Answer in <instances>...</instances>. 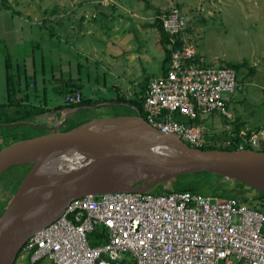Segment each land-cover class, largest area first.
<instances>
[{
	"label": "built area",
	"instance_id": "1",
	"mask_svg": "<svg viewBox=\"0 0 264 264\" xmlns=\"http://www.w3.org/2000/svg\"><path fill=\"white\" fill-rule=\"evenodd\" d=\"M162 21L171 38V60L165 74L148 84L144 118L193 148L217 146L208 140L213 132L204 117L217 114L234 122L230 105L243 86L231 67L192 63L197 51L186 39L181 9L173 8ZM82 100L80 91L63 97L66 106ZM230 145L227 140L222 146ZM248 145L264 150V128L253 132L239 150ZM259 205L257 209L238 198L191 192L75 199L59 219L26 242L15 264H264V200ZM94 233L99 236L96 246L90 241Z\"/></svg>",
	"mask_w": 264,
	"mask_h": 264
},
{
	"label": "rangeland",
	"instance_id": "2",
	"mask_svg": "<svg viewBox=\"0 0 264 264\" xmlns=\"http://www.w3.org/2000/svg\"><path fill=\"white\" fill-rule=\"evenodd\" d=\"M1 1L0 104L7 101L8 56L12 58L14 70L12 72L16 76H21L23 90L28 88L27 90H35L34 92L38 91L42 95L43 89L48 87L50 109L62 105L63 101V97L54 93L53 88L58 86L55 82L57 80L67 82L72 77L82 78L88 96H100V93L96 94L97 90L102 88L100 92L104 91L103 84L106 83L115 97L117 95L129 97L127 92L131 88L130 99L140 98L147 78L163 76L165 65V48L160 39L158 40L157 30H151L144 25H154L157 9L166 13L180 7L187 20L186 39L194 45L202 66L238 65L247 62L246 67L236 72L243 91L233 95L230 113L235 120L243 122L248 130L264 128V0H148L150 7L141 0H103L102 3H97L98 0H8V7ZM93 8L107 16H123L124 20L130 21L132 25L134 19L139 20L143 30L132 26L131 32L127 31L125 35L120 36L119 40L122 42H118L112 36L116 44L108 40L102 41V30L115 34L114 25L123 28L126 26L112 23L105 17L96 23L90 20L92 28L90 33L88 26L80 20L77 22L76 30L71 31L66 14L85 17ZM54 14H57L60 20L55 19L52 16ZM46 18L49 25L42 28L37 25ZM57 21L65 23L57 25ZM99 26L103 29H97ZM53 28L57 32L55 36L51 32ZM122 31L123 29H120L119 33ZM58 34L62 37H57ZM124 41L139 50V60L134 62L130 60L132 51H129V54L119 53ZM42 65L46 67L44 76L41 75ZM252 69L255 72L250 74ZM116 89H119V92ZM23 95L20 93L14 99H19ZM135 114L131 108L119 105L91 110L83 119ZM47 117L40 116L36 121L44 122ZM80 118L82 120V117ZM204 119L211 130L210 133L213 132L208 136V140L222 146L227 141L224 134L227 130L224 119L217 114L206 115ZM71 123L70 120L62 129L68 128ZM51 124L53 123H47ZM231 127L229 129H232ZM17 168L20 169L21 166H16L14 168L16 171L12 169L0 176V203H7L13 197V179L19 171ZM233 186L238 197L250 199L255 195L246 187ZM163 189H165L163 185H157L150 192L162 194ZM203 196L208 195L206 193ZM252 202L253 205H257V201ZM40 264L52 262L45 260Z\"/></svg>",
	"mask_w": 264,
	"mask_h": 264
},
{
	"label": "water",
	"instance_id": "3",
	"mask_svg": "<svg viewBox=\"0 0 264 264\" xmlns=\"http://www.w3.org/2000/svg\"><path fill=\"white\" fill-rule=\"evenodd\" d=\"M119 105L136 114L89 118L61 131L82 111ZM68 111L48 134L0 150V176L16 166H32L0 217V264H15L26 242L75 199L149 193L180 175L205 173L244 184L255 193L250 199L264 194L263 151L193 148L151 126L129 104L106 102Z\"/></svg>",
	"mask_w": 264,
	"mask_h": 264
},
{
	"label": "trees",
	"instance_id": "4",
	"mask_svg": "<svg viewBox=\"0 0 264 264\" xmlns=\"http://www.w3.org/2000/svg\"><path fill=\"white\" fill-rule=\"evenodd\" d=\"M141 1H144L146 5H148V7L151 6L148 0H141ZM1 2L4 4V6L8 7L7 0H2ZM178 8L180 9V7ZM169 12L170 11L163 13L161 9H157L156 10L157 18L153 25L154 27L158 29L161 35L162 45L165 48H167V46L171 44V38L166 33L163 27L162 17L165 14H168ZM43 22L44 23L47 22V19L43 20ZM43 27H46V26H43ZM51 32H53V30H51ZM180 46L181 45L178 43L174 46V48L180 47ZM171 53L172 52L169 49H166V56H165V61H164V64H165L164 74L166 72V66L171 60ZM192 63L195 64L196 66H202L200 64V60L198 57H195ZM246 63L247 62L238 64V65L227 64L225 66L231 67L237 72V71H240L242 68L246 67ZM6 64H7L6 65L7 66L6 67L7 68L6 70L7 101L3 104H0V128L3 132L11 133V136L8 138H10V141L12 142L13 141L17 142L21 140H29V139H33V138L48 134L50 131L46 129L47 125H41V124L32 125V124L36 121L37 117L46 115L47 113H50L53 110L66 111L67 109H69L72 111L74 109H77L83 106L88 107V106L97 105L101 103L111 102V103L129 104L131 106H134L138 108L141 111L143 117L146 118V115L144 113V102H145V93H146L148 84L150 82V80L148 79L143 84L141 96L138 99H128L121 95H119L116 98H110V99L98 98V97L94 98L86 94L85 86H84V83L81 77L71 78L67 82H62L61 80L60 81L57 80L55 83L58 84V86H55L53 88L56 96L64 97L65 95L69 93L80 91L83 94V100L77 106L58 105L54 109L53 108L50 109L48 108L50 104V100L47 95L48 87H45L43 89L42 95H40L41 93L37 91L38 88H36V91L38 93L34 92L35 90L29 91L27 90L28 88L27 89L25 88V90H23L21 87L22 86L21 76L20 75L16 76L13 73L14 72V70H12L13 63H12V59L9 56L7 57ZM254 72L255 70L252 69L250 74L251 73L253 74ZM20 93H23L24 95L19 99H14V97ZM89 112L90 110L82 111L78 113L76 116H74L73 118L69 119L66 122V124L71 120L72 121L71 125H69L68 128L61 129V131H68V130H71L85 123L87 120L83 118H85L84 116ZM62 117H63V114H60L58 117H55V119L52 122H55ZM80 117H82V120ZM22 123L24 124L28 123L30 125H23ZM225 123L226 125H230V126L232 125L233 127L231 130L224 132L226 136V140H230L231 145L227 147H223L220 145L212 146L211 144H209L207 146H204L203 148H200L201 150H204V151L206 150L237 151L239 150V145L241 143H244L246 139H249L253 133V131H248L246 136L243 137L241 135V132L243 131V127L245 124L237 119L234 122L225 121ZM23 130L27 131V134L19 135L17 137L18 134H16V132L23 131ZM214 136L213 138H215ZM9 144H11V142L4 144V146H0V150ZM245 149L246 150H256L252 148L250 145H248ZM259 151L264 152V150H259ZM14 168L15 167L9 170L13 169L14 171H16V169ZM21 168L22 170H20ZM21 168L20 169L17 168V171L19 170L20 172L19 171L16 172L14 179H13L14 194L17 192L22 180L29 173L32 166L23 165L21 166ZM160 185H163V187H165V189H163L164 192H162V194L156 193L153 195H163V194H169V193H174V192H191V193L201 194V195L207 193L208 196L217 197V198H220L221 200L238 198L246 203L249 202L250 204L253 203L252 201H257V205H253V204L251 205L252 207L257 208V209L261 208L259 205V201L264 200V194L262 193H260L257 197L253 199L238 197L235 193V189L233 185L237 187H245L244 184L237 183L235 181H226L221 176H215L209 173L180 175L174 178L172 181L165 183V184H160ZM149 193L152 194L151 192ZM11 200L12 198H10L7 203H3V202L0 203V217L3 215L5 208L10 204ZM98 240H99V236L97 234L94 233L91 235L90 241H91L92 246L98 245V242H99Z\"/></svg>",
	"mask_w": 264,
	"mask_h": 264
},
{
	"label": "crops",
	"instance_id": "5",
	"mask_svg": "<svg viewBox=\"0 0 264 264\" xmlns=\"http://www.w3.org/2000/svg\"><path fill=\"white\" fill-rule=\"evenodd\" d=\"M97 3H99V2H103V0H98V1H96ZM91 13V14H90ZM88 14V15H87ZM90 14V15H89ZM52 16H54V18L55 19H57V20H60V19H58V15L57 14H54V15H52ZM57 16V17H56ZM91 16V17H90ZM66 17L68 18V19H66V20H68L70 23H69V26L72 28L71 29V31H75L76 29V25H77V22L80 20V22L81 23H85L86 24V26H88L87 27V29H88V33H90L91 31H92V28H91V25L89 24V22H90V20H92V22L93 23H96V22H98L99 21V19L100 18H102V17H105V18H108V20H110L112 23L113 22H116V24L117 25H119V24H125V28H123V27H120V26H115L114 25V27H113V30H115V34H109V33H107V30H102L103 29V27L101 26H99L100 28H97V29H101L102 30V35H101V37H102V41H106V40H108L109 42H111L112 44H116V43H114V41L115 40H112V36H114L113 38H115L118 42H122V40H119V38H120V36H123V35H125L126 34V32L127 31H129V32H131V27L132 26H135L136 27V29H138V30H143L141 27L143 26L142 25V23L139 21V20H135L134 19V21L132 22L133 23V25L130 23V21H125L124 19L125 18H123V16H119V17H115V16H107V15H105V13H103V12H101V13H98V12H96V8H93L92 9V11L91 12H87L86 13V15H85V17L84 16H82L81 17V15H73L72 16V14H66ZM91 18V19H90ZM47 19V18H46ZM35 20H37V18H35ZM51 20V19H50ZM88 22V23H87ZM64 21L62 22V21H57V25H61V24H63L64 25ZM32 24H33V22H32ZM34 24H36V23H34ZM37 25L38 26H41V28L43 27V26H47V25H49V23L48 22H43V20H42V22H38L37 23ZM60 27V26H59ZM144 27H148L149 29H151V30H157V33H158V35H159V37H158V40L160 39V42H161V44H162V41H161V35H160V33H159V31H158V29L156 28V27H154L153 25H144ZM54 30H53V35L55 36L56 34H57V32H56V30H55V28H53ZM120 29H123V31L122 32H120L119 33V30ZM60 31V30H59ZM147 31H149V30H147ZM104 32V33H103ZM57 37H59V38H61L62 36H60L59 34L57 35ZM128 42H126V41H124V45H123V47L121 46V49L123 50V52H122V50H119V53H128L129 54V51H132V54L129 56L130 57V60L131 61H137V60H139L140 59V52H139V50H137V48L136 47H131V44L129 43V44H127ZM164 47V46H163ZM165 48V47H164ZM166 49H168V48H165V56H166ZM103 50V49H102ZM11 58V57H10ZM12 59V58H11ZM6 60H7V58H6ZM100 60V59H99ZM42 61H44L43 59H42ZM164 61H165V59H164ZM25 67H27V66H25ZM46 67L44 66V65H42V76H44V74H45V72H44V69H45ZM26 69V68H25ZM164 69H165V66H164ZM145 73V72H144ZM163 73H164V71H163ZM73 78V77H72ZM148 80H152V79H155L154 77H149V78H147ZM69 80H70V78H69ZM104 86H103V88L105 89L104 91H101L100 92V90L102 89V88H100V89H98L97 90V93L96 94H101L100 96H91V97H94V98H108L109 99V97L110 98H116V97H118L119 95H117L116 97H115V95H113V92H111V90H110V88H109V86H107V84L106 83H104L103 84ZM130 90H129V92H127L128 94H129V97H127L128 99H130V97H131V95H132V93H131V88H129ZM96 90V89H95ZM95 90H93V91H95ZM116 91L117 92H119V89H116ZM102 92L104 93V94H102ZM108 93V94H107ZM121 106H123V105H121ZM67 112H69L68 110H66V111H61V113L63 114V117L64 116H66L65 114L67 113ZM60 113V114H61ZM59 114V115H60ZM87 114H90V112L89 113H87ZM58 115V116H59ZM58 116H52L51 118H48L47 117V120H45L44 122H41V123H38L37 121H35L32 125H39V124H41V125H47V123H51L54 119H55V117H58ZM62 117V118H63ZM62 118H60V120L62 119ZM227 127H226V131H229V130H231V129H229L230 128V125L228 126V125H226ZM232 126V125H231ZM231 128H233V127H231ZM257 130H259V129H257ZM257 130H248V129H246V126L244 125V127H243V132H248V131H253V132H255V131H257Z\"/></svg>",
	"mask_w": 264,
	"mask_h": 264
},
{
	"label": "flooded vegetation",
	"instance_id": "6",
	"mask_svg": "<svg viewBox=\"0 0 264 264\" xmlns=\"http://www.w3.org/2000/svg\"><path fill=\"white\" fill-rule=\"evenodd\" d=\"M62 105H65L64 103H63V101H62ZM66 106V105H65ZM67 110H69V109H67ZM61 113V111H59V110H53V111H51L50 113H47V114H49V115H45V116H48L49 118H51L52 116H58L59 114ZM62 114V113H61ZM67 114H70L69 112H67L65 115H67ZM38 118V117H37ZM36 118V119H37ZM59 121H60V119L59 120H57V121H55V122H51V123H53V124H51V125H47V127H46V129H48L49 131H51V130H53V128L59 123ZM23 125H30V124H28V123H26V124H24V123H22ZM66 125V123L62 126V127H64ZM62 129V128H61ZM14 134V133H13ZM16 134H18L17 135V137L19 136V135H24V134H27V131H25V130H23V131H19V132H16ZM11 136V133H7V132H3L2 130H1V128H0V146H4V144H7L8 142H12V141H10V138H8V137H10ZM11 140H12V138H11ZM13 191V190H12ZM14 195V194H13Z\"/></svg>",
	"mask_w": 264,
	"mask_h": 264
}]
</instances>
